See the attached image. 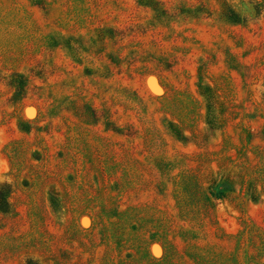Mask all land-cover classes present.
Wrapping results in <instances>:
<instances>
[{"label": "rangeland", "instance_id": "374dc122", "mask_svg": "<svg viewBox=\"0 0 264 264\" xmlns=\"http://www.w3.org/2000/svg\"><path fill=\"white\" fill-rule=\"evenodd\" d=\"M138 1L0 0V184L11 185L10 210L0 212V264H103L107 236L124 231L112 214L134 208L171 225L161 237L182 251L186 223L173 183L200 172V161L221 178L211 191L216 227L208 240L217 242L216 231L264 230V189L254 203L240 182L264 171L255 169L264 150V0H157L167 18ZM223 3L244 21L227 23ZM187 8L193 16L180 14ZM99 28L114 39L98 42ZM13 74L27 81L17 96ZM200 76L227 108L224 130L204 144V113L183 115L190 95L202 100ZM85 104L97 121L82 117ZM105 118L115 126L106 130ZM166 121L189 140L174 138ZM128 175L137 176L129 187ZM148 252L163 258L158 238Z\"/></svg>", "mask_w": 264, "mask_h": 264}, {"label": "trees", "instance_id": "16d2710c", "mask_svg": "<svg viewBox=\"0 0 264 264\" xmlns=\"http://www.w3.org/2000/svg\"><path fill=\"white\" fill-rule=\"evenodd\" d=\"M138 2L141 6L151 9L156 18H167L169 16V11L161 8L162 5L157 0H139ZM180 14L191 17L194 14V10L189 8L187 10L182 9ZM221 16L227 23L232 25H237L244 21V18L239 13L225 3H223ZM112 33L111 29L99 28L98 42L103 43L107 38L114 39ZM66 39L67 43L71 44L68 48L78 54V47H75V44L72 43L73 37ZM11 77L13 80L12 86L16 89L15 96H17L26 87L27 81L23 80L18 74H13ZM201 82L202 77L200 76L198 95L202 100L200 101L190 95V98H188L189 102L185 101L183 103V115L187 118L185 120L194 121L201 113H204V116L202 114L200 116L206 126L204 133L201 134L202 144H204L215 133L224 130L227 121V119L225 120L227 108L225 97L218 88L210 85L204 86ZM172 97L173 95L164 96L161 99L164 102H169ZM82 108L84 109L82 115L84 119L91 120V117H88L90 115L93 121L98 120L97 112L90 104H85ZM104 120L106 130H109L111 126H115L108 119L105 118ZM180 123L188 125V122H184V119H181ZM166 126L168 132L178 141L184 143L189 140V137L185 135L186 131L182 130L180 124H176L174 121H166ZM24 129L26 132H30L28 124ZM246 143L250 145V139ZM256 156L259 161L258 165H255V169L264 166V150L260 151L259 154L256 153ZM200 162L203 164L200 172L192 170L179 178L176 176L173 183L172 194L179 213V219L186 223V226L178 229V234H180V238L185 244L183 250L178 251L174 242L167 240L166 236L161 237L160 232L168 234L167 232L170 231L171 225L160 220L158 215L147 210L148 215L150 214L149 217H141L140 209H128L122 212L121 215L119 213L112 214L121 216L120 223L122 225L120 227L124 231L122 232L123 235L117 236L118 239H116V235L112 237L111 233L107 236L105 247L109 257H104L103 264H116L114 256L117 254L119 257V254L127 251H130V253L127 254L125 261L117 264H259L260 260L264 259V230L261 227L258 229L255 225L251 227L247 237L244 233L236 236L224 234L220 236L219 231H216L217 242L208 240L207 233L216 227L214 204L210 200L211 191L221 178H216L219 174H215L214 170L209 166L204 169L205 161ZM159 168L160 172L163 173V166L159 165ZM251 168L253 167L251 166ZM255 169L253 168V170ZM168 173H173V170H169ZM261 173L264 174V171L261 170L258 173L260 174L258 177L240 179L243 193L254 203L258 201L264 189V183H262L264 182L262 181L264 175L262 177ZM135 178L137 176L131 177L128 175L125 177L128 187L132 185ZM225 179L231 187H234L233 181L228 176ZM260 188L263 189L261 190ZM10 193V184H0V212L4 214L10 210ZM109 212L105 210V215H108ZM157 238L164 248V256L159 261L154 260L148 252L150 241H155ZM33 262L29 260L28 264H34Z\"/></svg>", "mask_w": 264, "mask_h": 264}]
</instances>
